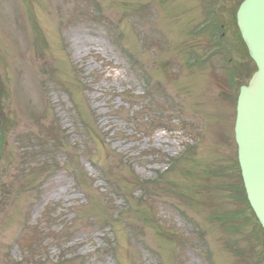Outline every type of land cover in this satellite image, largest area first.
Instances as JSON below:
<instances>
[{
  "label": "rangeland",
  "instance_id": "1",
  "mask_svg": "<svg viewBox=\"0 0 264 264\" xmlns=\"http://www.w3.org/2000/svg\"><path fill=\"white\" fill-rule=\"evenodd\" d=\"M238 1L0 0V264H264Z\"/></svg>",
  "mask_w": 264,
  "mask_h": 264
},
{
  "label": "water",
  "instance_id": "2",
  "mask_svg": "<svg viewBox=\"0 0 264 264\" xmlns=\"http://www.w3.org/2000/svg\"><path fill=\"white\" fill-rule=\"evenodd\" d=\"M237 24L257 67L238 97V161L248 201L264 229V0H243Z\"/></svg>",
  "mask_w": 264,
  "mask_h": 264
}]
</instances>
